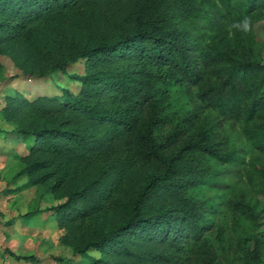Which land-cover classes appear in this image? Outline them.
Returning <instances> with one entry per match:
<instances>
[{
	"label": "trees",
	"instance_id": "16d2710c",
	"mask_svg": "<svg viewBox=\"0 0 264 264\" xmlns=\"http://www.w3.org/2000/svg\"><path fill=\"white\" fill-rule=\"evenodd\" d=\"M261 21L264 0H0V56L79 83L5 94L31 138L5 193L41 189L85 264H264Z\"/></svg>",
	"mask_w": 264,
	"mask_h": 264
},
{
	"label": "rangeland",
	"instance_id": "374dc122",
	"mask_svg": "<svg viewBox=\"0 0 264 264\" xmlns=\"http://www.w3.org/2000/svg\"><path fill=\"white\" fill-rule=\"evenodd\" d=\"M257 31L259 32L260 36L264 40V21H261L257 24ZM0 62L5 65L3 78L1 79L3 82L2 85H4V88L7 90V92H11L13 90H18L22 92L25 96H27L29 99H33L34 97L38 95H54L59 94L60 89H69L73 92H76L79 83L71 81L66 74L55 71L50 73L49 75L41 78H27L22 77L19 74L18 69L13 65L11 60L5 56H0ZM263 63H264V56H263ZM83 68V61H80L72 66H70L67 69V74H81ZM5 82H4V81ZM11 127L7 124H3L1 126V141L3 143V146L7 145V143L13 141V136L10 135ZM9 138V139H8ZM31 142V138H28L25 142L26 146H28ZM22 149H26L25 147H21ZM19 149V150H18ZM17 150L20 152V148H17ZM17 151V152H18ZM16 154V151L12 154H9L8 156H5L2 159V175H0L1 182L3 183L0 186V199L5 196L4 191L16 189L23 184L26 183L27 178L24 175H19V171L21 169V163L17 159V157L14 155ZM13 156V157H12ZM14 184V188H8L10 183ZM5 183H8L4 185ZM18 197L13 200V202H7L0 201V209L6 212H13V210L19 212V215L21 217V220L24 221H30L33 225L31 228L32 234L30 236L37 237L38 229L40 230V225L37 224V216L33 217H25L23 215V212L29 213L30 211L39 210L44 211V209L49 207L52 204H55L53 202H50L46 200L45 197L41 196V189L39 188H23L20 192L17 193ZM8 209L10 211H8ZM6 215V214H4ZM14 219L8 218L6 222L11 221ZM47 222L50 221L46 220ZM259 222L261 224L264 223V214L261 216ZM36 232V234L34 233ZM34 233V234H33ZM43 235H49L46 236L48 238L45 239L47 242V245H50V251L48 254L50 258H60L62 259L63 264H85L86 261L82 260L81 257L74 254L69 248L64 247L60 245L59 243H56L57 237L59 239L60 233L54 226H48L46 225V232L43 233ZM42 246V245H41ZM30 251H32L36 257L38 253L39 246L37 245V242L32 241V244L30 245ZM91 255L97 256L98 254L95 251L90 252ZM34 257V256H33ZM36 260V258H35Z\"/></svg>",
	"mask_w": 264,
	"mask_h": 264
},
{
	"label": "crops",
	"instance_id": "0c3cea01",
	"mask_svg": "<svg viewBox=\"0 0 264 264\" xmlns=\"http://www.w3.org/2000/svg\"><path fill=\"white\" fill-rule=\"evenodd\" d=\"M4 68H5V65H4ZM1 81L2 80H0V109L4 105L3 97L5 96V94L9 93L5 89L6 87L4 88V85H2L3 82ZM3 124H6V123L0 119V129ZM9 133L10 135L13 136V141L3 146V143L1 141L2 133L0 131V175H2L1 173L2 165H3L2 159L5 156H8L9 154H12L16 151V154L14 155L18 159L20 156H23L27 153V146L25 142H20L19 137L12 131H10ZM21 147H25L26 149H22ZM17 148H20V152L18 151L19 149L17 150ZM2 184L3 183L1 182V179H0V186ZM6 184L8 183H5L4 185ZM9 185L10 186L8 188H14L13 182L10 183ZM17 193L18 192L5 193L4 191L5 196L2 197L0 201L2 202L4 201L5 203L7 202L12 203L13 200L18 197ZM8 211L10 210L8 209ZM3 212L4 211L0 209V264H63L62 260L61 261L57 260L58 257L57 258L49 257L48 254H50L49 251H50L51 246L47 245L48 241H45V239L48 238L46 236H49V235H46V236L43 235V233L46 232V225L54 226L58 230L60 235L62 234V231L58 229L57 224L55 220L53 219L51 212L41 211L35 215L37 216V219H38L37 224L40 225L41 227H40V230L38 229V232H37L38 236L33 237V238L30 236V234H32L31 228H33L32 227L33 224L30 221L21 220L19 212L15 210H13V212L12 211L6 212V213H3ZM25 214L26 213L23 212V215ZM8 218L14 219V222L13 220L6 222ZM46 220L50 221V224ZM34 233L36 234V232ZM32 241L37 242V245L39 246L38 253H36L37 257L32 251H30V248H28L32 244ZM56 243H59L58 237H57ZM10 253H13L15 255L34 256V257L27 261L16 260L13 256H11Z\"/></svg>",
	"mask_w": 264,
	"mask_h": 264
}]
</instances>
